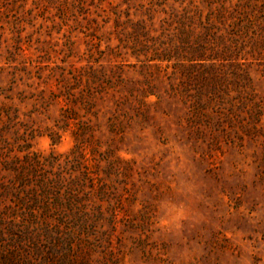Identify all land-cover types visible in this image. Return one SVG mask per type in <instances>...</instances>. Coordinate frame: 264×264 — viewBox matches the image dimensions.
Listing matches in <instances>:
<instances>
[{"label": "rangeland", "instance_id": "1", "mask_svg": "<svg viewBox=\"0 0 264 264\" xmlns=\"http://www.w3.org/2000/svg\"><path fill=\"white\" fill-rule=\"evenodd\" d=\"M0 264H264V0H0Z\"/></svg>", "mask_w": 264, "mask_h": 264}, {"label": "clouds", "instance_id": "2", "mask_svg": "<svg viewBox=\"0 0 264 264\" xmlns=\"http://www.w3.org/2000/svg\"><path fill=\"white\" fill-rule=\"evenodd\" d=\"M183 187L180 189L183 192ZM189 190L191 188L189 187ZM164 215L158 221V226L162 230L172 231L174 234H181L185 221L196 222V216L192 209L186 206L183 202L177 204L171 200H162L160 209Z\"/></svg>", "mask_w": 264, "mask_h": 264}, {"label": "trees", "instance_id": "3", "mask_svg": "<svg viewBox=\"0 0 264 264\" xmlns=\"http://www.w3.org/2000/svg\"><path fill=\"white\" fill-rule=\"evenodd\" d=\"M197 56H201V55H197ZM39 188L41 189L43 198L50 197L49 194L51 195L52 192H53V191H51L53 188L47 182L45 184H42L41 186H39ZM35 195L36 196L33 197V200L34 199L37 200V198H38L37 196L40 195V194L37 193V190H36V194ZM63 195H64V193H63ZM54 196H55V199H56L57 195H54ZM64 198L66 199V202H65L66 206L69 207V209H72L73 206H74V193L72 191H68L64 195ZM57 201H59V199H57ZM45 220H47V219H45Z\"/></svg>", "mask_w": 264, "mask_h": 264}]
</instances>
